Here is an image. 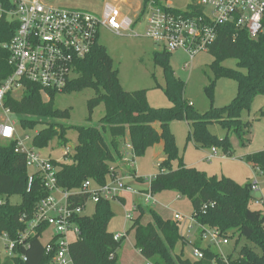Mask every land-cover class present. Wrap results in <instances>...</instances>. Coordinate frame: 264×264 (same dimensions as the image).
I'll return each instance as SVG.
<instances>
[{"label":"trees","instance_id":"obj_1","mask_svg":"<svg viewBox=\"0 0 264 264\" xmlns=\"http://www.w3.org/2000/svg\"><path fill=\"white\" fill-rule=\"evenodd\" d=\"M141 1L144 9L151 0ZM0 2L7 5L9 1ZM16 29L15 21L0 19V79L12 72L8 64L9 51L4 45L10 42ZM207 52L213 57L210 69L215 79L204 89L205 93L212 96L215 80L219 77L234 79L237 93L228 105L220 108L211 105L202 114L185 101V84L174 74L170 53L160 51L153 55L154 64L163 70L164 93L171 102L169 108L154 109L147 103L145 90L129 92L121 86L118 70L99 42L89 55L75 63L73 76L64 90V94L85 89L94 91V97L87 102V121H91L93 111L98 106L104 107V114L96 126L69 127L62 123L45 122L46 119H69L70 111L54 107V94L44 102L40 89L31 83L26 84V93L21 99L8 95L4 106L19 118L23 130L39 124L45 127L33 140V145L39 150L47 148L55 139L59 145H66L67 131H76L74 153L67 162L60 164L57 175L59 186L67 191L77 190L89 179L104 185L110 177L111 168L122 162L121 149L125 137L132 144L135 158L163 142L165 158L158 164L159 172L150 181L149 192L154 195L167 190L175 191L190 201L193 210L191 217L197 224L215 227L221 235L230 239L237 235L227 257L222 258L212 248H204L203 259L192 261L184 258L182 251L175 253L179 245H187L179 224L162 218L152 208L138 204V216L125 235L134 232V247L145 261L152 264H264V214L250 208L253 203L251 183L242 186L230 178L209 176L187 167L177 154L174 136L170 131L173 121L185 120L190 124L188 141H193L203 149H221L229 155L231 142L228 134L218 138L208 130L209 125L216 123L227 132H232L242 146L247 144L249 140L244 137L251 123L243 122L241 114L249 111L256 97L264 96V33L251 39L245 29L234 24L220 25ZM226 59L236 60L238 69L222 67ZM260 115L264 118V109ZM155 124H158V130ZM14 148L13 142L0 144V196L5 197L0 204V234L6 233L13 241L25 228L20 221L22 216L29 220L37 203L48 195L39 178L34 177L29 184L25 157L16 154ZM174 160L178 161L175 169L171 164ZM246 162L264 176V150L247 155ZM134 175L132 171L131 176ZM136 180L143 182L139 177ZM12 196L20 197V203L11 204L9 199ZM86 197H75L73 201L84 206ZM146 215L150 221L145 224L143 218ZM112 218L110 201L101 199L94 205L93 215L76 219L80 237L69 246L74 264L118 263L117 251L125 238L115 241L113 234L109 233L108 226ZM46 229L47 226L37 229L36 234L29 239L27 249L17 245L15 256L4 259L0 264H49L51 257L46 255L39 238ZM23 256L27 260L24 261Z\"/></svg>","mask_w":264,"mask_h":264},{"label":"built area","instance_id":"obj_2","mask_svg":"<svg viewBox=\"0 0 264 264\" xmlns=\"http://www.w3.org/2000/svg\"><path fill=\"white\" fill-rule=\"evenodd\" d=\"M8 1L7 5L0 2V19L15 21L17 29L10 42L4 45L9 51L8 64L12 72L0 79V144L15 143L14 152L25 157L29 184L34 177L39 178L48 195L37 203L29 220L22 216L20 221L25 228L18 233L17 240H11L6 233L0 234V263L15 256L17 245L27 249L28 241L37 229L47 226V229L52 230V235L43 246L46 255L51 257L49 264H74L69 246L80 237L76 219L85 216L88 203L95 205L101 199H124L126 193L142 196L145 202L154 203V195L133 189L113 174V168L104 185L89 179L73 192L64 190L58 184L57 175L60 164L69 160L74 147L62 146V159L54 160L39 153V149L33 145L34 138L28 146L24 145L19 137V129L22 128L17 117L16 120L12 118L16 115L4 106L6 97L10 95L19 99L16 93L24 96L27 83L40 89L42 99L49 100L52 94H64L73 76L75 63L91 53L99 42L100 30L116 36L130 34L138 37L132 27L144 23L143 37L158 45L160 51L170 54L184 52L189 61L200 51H208L220 25L234 24L245 29L251 39H256L264 33V0H191L183 10L154 0L143 9L141 1L132 17L122 13L121 7L117 5L119 0L105 1L100 17L82 10L51 6L43 0ZM25 140L29 141L27 136ZM122 147V161L131 164L134 151L129 139H124ZM216 157L217 149L211 148L205 161L210 163ZM251 191H259L256 180L251 183ZM79 196H87L84 206L73 201V198ZM262 199L253 197V203L264 205ZM132 209L137 210V205L134 204ZM125 218L132 221L135 219L131 213H126ZM172 220L179 225L187 224V235H183L187 239L191 238L195 229L197 241L205 245L198 247L191 243L192 261L203 259L204 248L220 249L229 245L230 238L221 235L215 227L199 225L192 217L185 218L179 213ZM125 237V233L113 235L115 241ZM22 258L27 260L25 256ZM144 264L152 263L145 261Z\"/></svg>","mask_w":264,"mask_h":264},{"label":"rangeland","instance_id":"obj_3","mask_svg":"<svg viewBox=\"0 0 264 264\" xmlns=\"http://www.w3.org/2000/svg\"><path fill=\"white\" fill-rule=\"evenodd\" d=\"M51 6H57L66 9H77L95 16L100 17L104 2L107 0H43ZM117 3L121 7L122 13L130 15L131 17L137 12L141 5V0H119ZM163 5L172 6L175 9L183 10L190 4L191 0H159ZM138 37L130 34L116 36L108 31L100 30L99 43L103 45L113 60L114 67L118 70L119 80L121 86L129 91L145 90L147 92V103L151 108L161 109L171 107V102L164 93L165 81L163 70L160 66L155 65L153 55L155 52H160V47L154 44L148 38L143 37L144 23L132 27ZM213 57L207 51H200L194 58L189 61V57L182 51L173 52L170 55V65L177 78L182 80L185 84L184 99L191 104L192 108L202 114L210 109V106L220 108L228 105L237 93V83L232 78L219 77L215 80L212 96L209 97L204 89L210 85L214 80L213 72L210 69V64ZM189 62V63H188ZM222 67L237 70V61L234 59H226ZM243 73L244 70H241ZM95 95L92 89H85L81 92L72 94H58L54 98V107L60 110H69V119L65 120H44L48 123H62L65 126H96L98 121L104 114L103 105L98 106L92 114L91 121H87L88 109L87 102ZM19 99L23 96L19 93L16 95ZM18 99V100H19ZM50 99V96H49ZM44 102L48 101L43 99ZM264 109V96H258L254 99L249 111L241 114L243 122H250L251 126L245 139L249 140L246 145L242 146L240 140L232 133L221 128L216 123L209 125L208 130L212 135L218 138H223L227 134L231 142L230 154H225L221 149H217L219 157L212 160V162L205 161L204 157L209 149L197 147L193 141L187 140L188 132L190 131V124L185 120H175L170 125V131L174 136L175 146L178 156L183 163L189 167L195 168L206 174H213L217 177H226L234 180L238 184L244 186L252 183L254 180L258 181V192H252V197L260 198L264 201V176L246 162V156L264 150V118L261 117L260 111ZM17 116H12L16 120ZM18 123H19V118ZM31 119V118H28ZM41 120V119H39ZM20 125V123H19ZM45 127L43 125H36L32 129H19V137L28 146L34 136ZM28 137L29 141L25 140ZM68 140L66 147H75L77 144V133L70 129L66 133ZM64 148L59 145L57 140L50 142L47 148L39 150V153L44 157H50L54 160L62 159V151ZM225 155V156H224ZM224 156V157H223ZM165 158L162 149V143H158L151 148H148L144 155L134 158L131 164L127 162L124 165L121 176H131L134 170L136 177L142 179L143 182H137L134 179H122L125 183H129L135 190H144L149 192L150 178L154 177L158 172V163ZM172 168L175 169L178 161H172ZM128 167V168H127ZM135 176V175H134ZM133 177V176H132ZM5 197L0 196V202H4ZM20 197L12 196L9 199L11 204H19ZM122 199L110 200V206L113 213V218L108 226L109 233L113 235H123L125 231H129L132 226V220L125 218L126 213H131L132 217L138 216L137 210H133L134 204H142L144 207L152 208L164 219H172V217L179 213L183 217L188 218L192 215V205L190 201L180 196L175 191H163L159 194H154V203L145 202L142 196L126 195L124 202ZM252 210H259L264 214V205L251 204ZM94 213V205L88 203L84 211L85 216H91ZM150 221L149 216L143 218V223ZM180 233L187 235L188 229L186 223L179 225ZM196 230L194 229L192 233ZM52 235L51 229H46L42 235L41 243L46 245ZM237 235L229 240V245L221 247L220 249L212 248L218 254L227 256L232 251ZM192 241L193 238H192ZM198 244V245H197ZM196 246H205L200 242L195 243ZM184 253V258L191 259V248L187 245H180L177 247L175 253ZM117 264H144L143 257L134 247V232L130 231L125 239L122 241L119 250L117 251ZM192 260V259H191Z\"/></svg>","mask_w":264,"mask_h":264},{"label":"crops","instance_id":"obj_4","mask_svg":"<svg viewBox=\"0 0 264 264\" xmlns=\"http://www.w3.org/2000/svg\"><path fill=\"white\" fill-rule=\"evenodd\" d=\"M188 125H189V123H188ZM154 127L158 130V128H159V126H158V124H155L154 125ZM126 139H129L128 137H125V140ZM162 143V149H163V142H161ZM123 150V147H122V149H121V151ZM208 152H209V150H208ZM207 152V153H208ZM207 153H206V155H205V157H204V159L207 157ZM225 156V155H224ZM223 156V157H224ZM217 157H219V155H218V153H217ZM216 157V158H217ZM135 158V157H134ZM215 159V158H214ZM162 160H163V158H162ZM161 160V161H162ZM160 161V162H161ZM159 164V163H158ZM124 165H128L127 164V162H121V163H119V164H117L116 166H114L113 167V174L115 175V176H117V177H119V178H121V179H129V178H131V179H134V180H136V173H135V176H128V177H123V176H121L122 175V173H123V167H124ZM251 165V164H250ZM187 166V165H186ZM187 167H189V166H187ZM128 168V167H127ZM134 171V170H133ZM135 172V171H134ZM207 175H209V176H213V174H208L207 173ZM217 176V175H216ZM255 181V180H254ZM257 181V180H256ZM258 182V181H257ZM129 184V183H128ZM130 185V184H129ZM134 189V188H133ZM260 189V188H259ZM138 191H141V192H144V190H138ZM260 191V190H259ZM126 195H129V196H135L136 194H131V193H126L124 196H126ZM125 198V197H124ZM260 198H262V196L260 197ZM120 202H124V199H122V201H120ZM135 205H138V204H135ZM170 220H172V219H170ZM127 231H125V233H126ZM182 235V234H181ZM195 235H196V233L194 232V233H192L191 234V238L190 239H187V238H185L183 235H182V237L187 241V247H189V248H191V243H196V242H198L197 241V239H196V237H195ZM192 238H193V240L194 241H192ZM203 244V243H202ZM180 246V245H179ZM145 261V259H143V262Z\"/></svg>","mask_w":264,"mask_h":264}]
</instances>
